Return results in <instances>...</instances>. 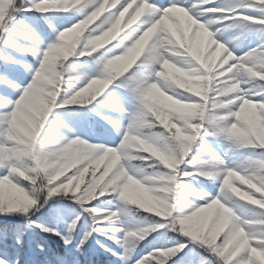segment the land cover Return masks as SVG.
Returning <instances> with one entry per match:
<instances>
[{"label":"snow or ice","instance_id":"1","mask_svg":"<svg viewBox=\"0 0 264 264\" xmlns=\"http://www.w3.org/2000/svg\"><path fill=\"white\" fill-rule=\"evenodd\" d=\"M41 2L42 0H23V4H21V0H0V61L4 62L6 68L8 65H15L24 68L27 73V77L19 81L9 78L7 72L0 73V76H5L9 81L6 84L0 83L4 86V89L0 91V173H2L0 175V216H19L23 220L22 225L11 230L6 228L0 236V264H22V260L24 264H81V258L87 250L86 246L93 240L106 253L115 256L120 264H157L158 261L160 264H168L170 260L172 264H261L251 255V249L255 248L264 253V243L252 240L249 245L239 248L228 244L224 234H220L215 242H210L205 235L198 234L195 228L186 231L183 235L174 232L177 234L175 239L169 238L168 233L171 231L167 227L160 228L141 241L147 246V250L142 249L141 252L134 250L129 258L125 249L115 239H112V237L122 235V233L114 231L120 225L106 224L105 222L93 223L90 218L87 210L101 208L103 202H99V199L92 200L91 202L98 201V203L90 206V203H84L82 199L81 194L87 188L88 178L92 176L93 171H96L97 177L102 175L105 165H101L98 170L89 169L85 172L84 169L87 168L88 161L83 160V162L78 161L72 167H65L56 173H50L42 166L39 159L29 160L27 166L20 162L18 153L21 151V145L13 125L17 122L22 123L23 117L28 115L25 107L26 94L31 93L33 88L38 85L34 76L41 68L43 50L55 42L60 32L84 21L99 9L102 0H83V3L74 11L41 10L38 7ZM144 5L149 7L145 9L144 14L133 21V17ZM172 7H182L188 10L197 21H205L209 17L214 18L216 22L211 27L212 31L216 33L215 40L225 46L227 52L234 56L226 63H218L211 73H208L194 56H189L187 63L181 64V67L194 68L197 70L196 74L199 75L215 76L219 83L220 81H229L235 75L236 69L233 68V65L239 66L246 62V57L264 53V27H262L264 23H259V21H264V14L261 11L264 10L262 0H247V5L240 7L229 6L222 0H119L115 7L108 8L89 25L84 36H99L112 28L118 19H120L121 31L111 42L106 44L107 46L99 49L102 51L97 50L90 55L77 54L73 56L87 58L81 63L70 59L67 61L68 65H75L80 74L74 72L77 79L62 85L56 104L52 106V111L46 119L48 126L46 128L45 122L41 137L47 135L53 124L63 123L60 119L59 109L73 105H92V107L83 112L78 109L69 110L64 115L87 116L91 113L99 116L111 126V132L107 134L104 143L87 142V146L90 148L95 145H102L104 149L116 148L125 132L134 131L136 123L149 115L148 109L151 101L146 99V92L150 84L160 83L156 72L160 71L161 60L170 58L168 53H163L162 56L155 55L157 43L161 37H168L176 41L177 47L173 51H183L179 47L182 40L178 30L179 21L170 14L166 15ZM207 9H213V11H206ZM58 13L71 14L64 16ZM75 13H79V18ZM122 13L123 18L121 19ZM40 21H43L50 29V33H42L38 30ZM237 26H243L250 33L262 34L255 48H249L246 53L239 56L234 55V52L238 50L237 42L241 41L246 33L233 34L232 39L225 36L227 29ZM149 29H155V31L152 39L146 45L143 55H140L139 59H136L126 71L110 73L105 66L106 61L125 53ZM26 35H35L39 38L40 43L25 39ZM18 46L36 49L40 54L36 55L33 51H21ZM12 53H18L20 56H34L35 64L29 65ZM145 72L147 74H143ZM65 80L67 81V75ZM74 81L80 82L74 83ZM92 81H102L103 84L88 95L82 103L66 102L69 96ZM110 85L113 86L112 90L104 96L103 100H97V97L105 93ZM240 87L242 91L235 95L242 99L231 106L230 111L233 114L228 118L227 124H236L242 134L232 139H228L227 134L209 136L207 132L212 129L207 123L203 124L198 130L199 135L191 145L190 153L180 165V171L194 172L195 169L192 167L191 161L201 157L202 153H206L210 159H201L215 161L219 168L218 175L211 180L213 183L210 185L204 184L203 177L187 179L188 183L196 182L194 187L197 189L205 187L208 189L207 191L200 190L204 195L193 201V206L189 211L201 207L208 208L214 201H218L220 204L233 208L238 214L247 212V219L258 220L264 219V209L251 207L256 205L238 201L237 198L230 195L227 186L223 184L229 171L240 173L251 180V185L243 190L255 200L264 201V184H259L254 175L255 172L264 170V147H253L254 151L247 154L241 153L245 156L242 163H234L230 159L232 153L247 147L245 145H247L250 135L253 134L249 123L242 115H239L240 107L245 100L256 104L258 109L259 106H264V80L248 78L241 83ZM64 88H68L69 91H64ZM117 89L123 91L117 93ZM163 91L180 101L199 102V97L179 88L166 87L163 88ZM93 101H96V104H93ZM97 105L105 109V112L99 111ZM54 109L57 110L55 113ZM113 112L119 113V118L114 119L109 115ZM50 114H52L51 120ZM152 121L157 133L169 139L176 135L177 130L181 135L191 131L185 127L181 119L175 117L169 121V124L174 127L167 130L154 117H152ZM71 122L69 121V123ZM196 123H200V121H196ZM256 124L258 127H264V112L260 111ZM64 127L68 128V124H64ZM74 137H79V135L72 132V138L67 137L68 140H62L61 146L67 145L70 148L71 144L68 141L73 140ZM116 137L120 138L118 143ZM82 141L85 140L82 139ZM223 143H227V148L231 145V150L224 151L223 155H220L216 149ZM96 150L93 148V151ZM220 161L223 163H219ZM14 169H20L23 175ZM38 185H42V187H38ZM107 203L111 205L112 201ZM46 205L50 210L61 213L56 222L41 221L38 223L33 220L32 217ZM152 223L163 224L165 221L153 219ZM35 229H39L41 233L59 237L63 244V253L51 251L41 239L36 241V247L39 249L38 256H28L25 234ZM94 234L104 236L106 241L113 240L117 246L116 250L110 247L107 242L95 239ZM141 242L135 249L141 247ZM202 252L206 255H202ZM133 254L138 258L133 259Z\"/></svg>","mask_w":264,"mask_h":264},{"label":"clouds","instance_id":"2","mask_svg":"<svg viewBox=\"0 0 264 264\" xmlns=\"http://www.w3.org/2000/svg\"><path fill=\"white\" fill-rule=\"evenodd\" d=\"M108 2L109 0H102L99 9L84 21L60 32L55 42L43 50L41 68L34 76L38 85L31 93L26 94L25 107L28 111L26 123L13 125L21 145L18 159L25 166L28 165L29 160L39 159L42 166L50 173L72 167L83 160L88 161L85 172L89 169L98 170L101 165H105L102 175L97 177L96 171H93L92 176L88 178L87 188L81 194L82 199L84 203H91L92 200L100 197L112 196L116 211H109L106 208L87 211L93 223H119L120 227L114 231L122 235L112 239L125 249L129 258L141 241L152 232L165 227L181 235L195 228L198 234L205 235L210 242H215L220 234H224L228 244L239 248L249 245L252 240L264 243V219H247V212L238 214L233 208L220 204L218 201H214L208 208L201 207L189 211L193 201L204 193L192 183L186 182L187 179L203 177L212 180L219 173L217 162L198 157L191 161L194 172L180 171V165L190 153L191 145L199 135L198 130L207 123L212 129L207 132L209 136L227 134L228 139L239 137L242 134L240 128L236 124H227L228 118L233 114L230 111L231 106L242 99L235 93L242 91L240 85L245 79L264 80V53L246 57V62L239 66L233 65L236 69L235 75L229 81L219 83L215 76L199 75L194 68L180 66L187 63L189 56H194L206 71L211 73L218 63L223 64L234 58L232 53L227 52L225 46L215 40L216 33L212 31L211 26L216 21L212 17L205 21H197L188 10L182 7H172L168 10L166 15L179 17L183 22L178 29L182 37L179 47L183 51H173L177 47L176 41L161 37L156 45L155 55L162 56L163 53H168L170 58H163L160 71L156 72L160 83H152L147 89L146 99L151 101L149 115L136 123L134 131L125 132L116 148L104 149L102 145L90 148L80 137L69 140L68 143L71 144L69 148L67 145L61 146V141L68 140L67 137L60 136L55 143L49 142L48 133L41 137L46 119L52 111V106L56 104L62 85L77 79V75L67 61L77 54L90 55L99 50L121 31L120 19H118L112 28L101 35L84 36L89 25L109 8ZM222 2L237 7L247 5V0H222ZM82 3L83 0H42L38 7L45 11H70L77 9ZM148 7L144 5L133 17V21L144 14ZM206 11L211 12L213 9ZM261 11L264 14V10ZM244 30L247 31L246 28ZM154 31L155 29H149L125 53L107 60L105 66L108 71L110 73L126 71L129 65H132L133 61L143 53ZM25 39L40 43L35 35H26ZM201 43L206 45V51L200 46ZM18 47L21 51H33L36 55L40 54L36 49ZM0 83L6 84L9 81L5 76H0ZM102 84V81H92L69 96L66 102L82 103ZM166 87L186 91L199 97V102L177 100L163 91ZM63 90L69 91L68 88ZM257 109L256 104L245 100L240 107L239 115L247 119ZM259 110L264 112V106H259ZM152 117L165 126L166 130L174 127L169 124L170 119L173 117L181 119L185 127L191 131L181 135L177 130L172 139L163 137L157 133ZM248 123L253 134L250 135L245 146L264 147V127H258L254 120H248ZM68 130L73 131L71 128ZM93 148L97 150L93 151ZM229 150L231 145L226 149V151ZM14 171L23 175L20 169H14ZM254 175L259 184H264V170L255 172ZM237 181L242 185H251L248 177L229 171L223 184L227 186L230 195L238 201L264 209V201L255 200L237 186ZM139 213L146 215L140 217ZM153 219L162 220L165 223H152ZM251 255L264 264V253L253 248ZM157 264L160 262L158 261Z\"/></svg>","mask_w":264,"mask_h":264},{"label":"rangeland","instance_id":"3","mask_svg":"<svg viewBox=\"0 0 264 264\" xmlns=\"http://www.w3.org/2000/svg\"><path fill=\"white\" fill-rule=\"evenodd\" d=\"M119 3V0H109L107 7H115V5ZM69 15V14H67ZM176 19L179 21V24H182L183 22L180 20L179 17H176ZM223 22V21H221ZM171 23V22H170ZM264 27V26H262ZM39 31H41L42 33H45V31H43L42 26L40 25V28L38 29ZM232 30H237V33L235 35H240L241 32H245V36L241 39V41L237 42L238 43V50L236 52H234V55L239 56L242 55L244 53H246L249 48H255L257 46V44L259 43V38L262 35L261 33H250L244 30L243 26H237V27H232L229 28L225 31V36H227L229 39L233 38V34L231 33ZM27 43V42H25ZM113 43H115V41H113ZM107 46V45H106ZM127 46V45H125ZM205 51L206 49V45H204L203 43H201L200 45ZM231 50V49H230ZM99 51V50H98ZM13 55H16L17 58L22 59L25 61V63L29 64V65H34L35 64V57L31 56V55H26V56H20L18 53H13ZM143 55V53L141 54V56ZM73 60L76 61V63H81L84 58H76V57H72ZM139 59V57L137 58V60ZM135 67V65H133ZM145 67H149V66H145ZM72 70L74 72L79 73V69L75 67V65L72 66ZM7 72V75L9 76V78H15L18 81L20 79H24L27 77V73L25 71L24 68L22 67H18L15 65H8L7 68L4 64L3 61H0V73H4ZM146 73V72H145ZM144 74V73H143ZM147 74V73H146ZM119 79V78H118ZM80 81H74V83H79ZM115 83V82H114ZM112 85L109 86V89L106 90L105 93H102L100 97H97V100H103L104 96L107 95V93L109 91L112 90ZM4 89L3 85H0V91H2ZM117 93L122 92V89H117L116 90ZM93 104H96V101H93ZM92 105H73V106H67L65 109H59V111L61 112V116L60 119L61 121H63L62 124H53L51 129L48 131V140L50 139L51 135H53V133H55L56 131L59 130V126L64 125V124H68V129L71 128L73 131H70L69 136L68 135H62L64 137H68V138H72V132H75L79 135V137L81 139H84L86 142H92V143H104L105 139L107 138V134L109 132H111V126L108 125L104 120H102L99 116H96L94 114L89 113L87 116L84 115H78V116H68V115H64V113L66 111L69 110H73V109H78L81 112H83L84 110L91 108ZM97 108L99 111H101V107L99 105H97ZM57 110L54 109V113ZM103 113V111H101ZM109 115L112 116V118L116 119L119 118V113H109ZM26 117H23V122H17L18 124H24L26 123ZM52 119V114H50V120ZM69 121H72L71 123H69ZM47 122H46V128H47ZM116 142H119V137H116ZM55 143V142H52ZM227 149V144H222L219 148H217L216 150L219 152L220 155H223V152L226 151ZM241 153H250V151H246L245 148H240L238 149L236 152L231 154V161L234 163H242L244 162L245 156L241 155ZM201 159V157H198ZM238 187H241L242 189H246L247 185H242L240 184L239 181L236 182ZM195 185V183H193V186ZM199 190H204L207 191V187H205L204 189H199ZM199 199V198H197ZM243 203H247V202H243ZM251 207H257V206H251ZM53 211V210H52ZM54 213V217L57 220L59 218V216L61 215V213L57 212V211H53ZM114 225H119L118 222H113ZM3 232L0 231V236H2ZM91 246L95 249L96 253L98 254V246L96 244L93 243V241L91 242ZM86 252L84 254V256L81 258V264H120V261L115 257H111L109 258V260L107 262H104L101 260V257L98 258L92 256L89 254L88 249L89 247L86 246ZM26 253L28 256H33V257H37L39 254V249L30 241H27V248H26ZM60 253V252H57ZM138 257L135 256V254H133V259H137ZM103 259V258H102ZM22 264H24L23 260H22Z\"/></svg>","mask_w":264,"mask_h":264},{"label":"trees","instance_id":"4","mask_svg":"<svg viewBox=\"0 0 264 264\" xmlns=\"http://www.w3.org/2000/svg\"><path fill=\"white\" fill-rule=\"evenodd\" d=\"M58 14L67 16V14L70 15L71 13H58ZM75 15L79 18V13H75ZM40 25L42 26L43 31H45V33H50V29L47 28V26L43 23V21H40ZM5 51H8V50H5ZM99 51H102V50H99ZM84 59H87V58L85 57ZM70 60H73V59L70 58ZM133 63H134V61H133ZM130 66L131 65H129V67ZM77 74H80V73H77ZM144 74H146V73H144ZM259 113H260V110L257 109V110L254 111V113L250 114L248 116V118L245 119V120L247 122H248V120H254L256 122L258 120ZM240 131H241V129H240ZM224 144H227V143H224ZM244 148L246 149V151H250V152L255 150V149H253L252 146H247V147H244ZM201 158H209L210 159V157H208L206 153H202ZM0 175H2V173H0ZM193 183H196V182H193ZM212 183L213 182L211 180L204 179V184L206 186L210 185ZM112 200H113V198L110 195H106L105 197L99 198V202H103L102 205H101V208H106L109 211L110 210H117L115 202H113L111 205H108L107 202L108 201H112ZM96 203H98V201H93V202L90 203V206H91V204H96ZM143 215H146V214H143V213H139L138 214V216H140V217H142ZM32 219L36 220L38 223L41 222V221H45V222H48V223L56 222V219L54 217L53 211L50 210L47 205L45 206V208L40 209V211L37 212L36 215L32 217ZM89 221H90V218H89ZM81 222L83 223V219H82ZM105 223L114 225L113 222H105ZM22 224H23V220L19 216H7V217L0 216V231L1 232H3L4 229H6V228L11 230V229L15 228L16 226H19V225H22ZM25 235H26V241L32 242L35 246H36V241L42 239L47 244L48 249H50L51 251H54V252L63 253V250H64L63 249V244H62V241L59 239V237L52 236V235H49L47 233H41L39 231V229H35L33 231H29ZM168 236H169L170 239H175L177 234L174 233V232H169ZM94 237H95V239H98L101 242H107L110 247H112L114 250H116L117 246H116V244L114 243L113 240L106 241V238L104 236H101V235H98V234H94ZM93 243L95 244V240H93ZM97 246L99 247V245H97ZM88 247H89L88 252H89L90 255L94 256V257H92L94 259H95V257H97L98 254H99L98 258L101 257V260L104 261V262H107L109 260V258H111V257L115 258V256H112L110 253H106L104 251V249H102L100 247H99V252L97 254L95 249L91 246V243L88 245ZM142 249L143 250H147V246L144 244V242H141V247L135 249V252H141ZM202 255H206V254L202 252ZM168 264H172V261L170 260L168 262Z\"/></svg>","mask_w":264,"mask_h":264},{"label":"bare ground","instance_id":"5","mask_svg":"<svg viewBox=\"0 0 264 264\" xmlns=\"http://www.w3.org/2000/svg\"><path fill=\"white\" fill-rule=\"evenodd\" d=\"M232 34H236L237 30H232L231 31ZM101 111L105 112V109L101 108ZM70 131L68 130V128H65L64 125L59 126V130L56 131L55 133H53V135H51L49 142H56L58 137L62 136V135H68L69 136Z\"/></svg>","mask_w":264,"mask_h":264}]
</instances>
